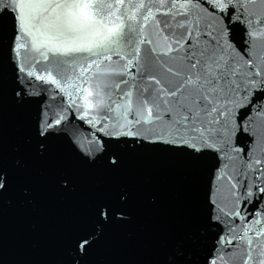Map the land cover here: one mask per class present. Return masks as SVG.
Wrapping results in <instances>:
<instances>
[{
  "label": "water",
  "instance_id": "obj_1",
  "mask_svg": "<svg viewBox=\"0 0 264 264\" xmlns=\"http://www.w3.org/2000/svg\"><path fill=\"white\" fill-rule=\"evenodd\" d=\"M249 8L264 11V0ZM14 23L11 11H0V264H209L221 229L230 235L209 202L211 195L225 203V189L218 191L224 182L216 180L223 158L166 138L108 135L115 114L103 110L88 123L92 116L83 117L79 97L73 104L54 85L27 75L41 74L48 62L15 55ZM232 27L236 48L245 47L243 25ZM261 53L264 40L250 55ZM250 108L253 118L264 108V87L248 93L233 127ZM59 116L61 124L48 128ZM248 140L247 131L237 130L229 146L247 149ZM252 192L240 207L264 211V192ZM233 264H243L242 257Z\"/></svg>",
  "mask_w": 264,
  "mask_h": 264
},
{
  "label": "snow or ice",
  "instance_id": "obj_2",
  "mask_svg": "<svg viewBox=\"0 0 264 264\" xmlns=\"http://www.w3.org/2000/svg\"><path fill=\"white\" fill-rule=\"evenodd\" d=\"M257 3L7 0L0 9L13 13L15 55L27 52L37 64L48 62L41 74L27 75L54 85L73 104L79 97L83 117L92 116L88 123L95 124V113L103 110L105 116L115 114L108 135L150 142L166 138L223 158L216 180L224 182L218 191L225 189V203L212 201L211 195L209 202L222 214L214 219L230 235L221 229L209 264H233L237 256L243 264H264V211L259 205L251 212L247 205L240 207L242 199L253 195V187L264 192V108L255 118L250 108L233 127L248 93L264 87V53L250 55L256 42L264 40V11L249 8ZM233 25H243V48L232 40ZM62 120L59 116L47 127ZM237 130L247 131V149L229 146ZM107 215L102 209L101 216ZM87 243L81 242L82 250Z\"/></svg>",
  "mask_w": 264,
  "mask_h": 264
}]
</instances>
